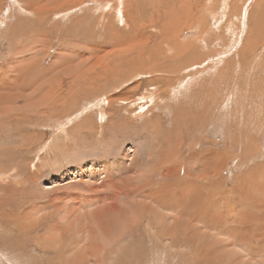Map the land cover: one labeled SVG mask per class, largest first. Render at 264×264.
<instances>
[{
    "label": "rangeland",
    "instance_id": "obj_1",
    "mask_svg": "<svg viewBox=\"0 0 264 264\" xmlns=\"http://www.w3.org/2000/svg\"><path fill=\"white\" fill-rule=\"evenodd\" d=\"M34 1L0 0V264H264V0L249 31L238 0L222 23L219 0H123L126 24L118 0H46L74 12L41 19ZM174 6L180 16L152 15ZM236 82L248 95L238 131L228 119L231 135H214L207 122ZM90 160L104 167L89 179L62 174Z\"/></svg>",
    "mask_w": 264,
    "mask_h": 264
},
{
    "label": "bare ground",
    "instance_id": "obj_2",
    "mask_svg": "<svg viewBox=\"0 0 264 264\" xmlns=\"http://www.w3.org/2000/svg\"><path fill=\"white\" fill-rule=\"evenodd\" d=\"M32 0H29V2H31ZM41 0H37L35 3H32L31 5L32 6H35L36 8H37V10H38V19H41V18H45V16H44V14L45 13H50V12H54L55 14L54 15H58V16H60V18L61 17H63V16H66V15H68V14H70V13H72V10L73 9H71V10H66L64 13H60V15L59 14H57L56 13V11H57V7H52V6H47V1L46 0H42L43 2L45 1V3H43L42 4V2H40ZM53 1H56V0H53ZM60 1V2H59ZM58 1V3L59 4H57V5H59L60 7H64L63 5L64 4H72V3H70L71 2V0L69 1V0H59ZM83 1V0H82ZM91 1V0H90ZM96 1H99V0H96ZM212 1V0H211ZM233 1V0H232ZM238 1H241V5L244 3V5L246 4V6L244 7V9H243V11L240 13L239 12V14L240 15H238L237 14V12L235 13V12H233L234 14H236V16H239V18L240 17H243V20L241 21V25H243L244 27H246L247 26V29H248V26L249 25H246L245 26V20H246V18L248 19V13H250V12H248L249 11V9H250V5H252L251 4V1L252 0H238ZM75 2V1H74ZM81 2V1H80ZM119 4H117V6H116V9H115V11H116V15H117V17L119 18V20L122 22V23H124V24H126V20H125V18L127 17V15H126V11H122L121 10V3L123 2V0H118L117 1ZM116 2V3H117ZM185 2V1H184ZM187 2V1H186ZM185 2V3H186ZM219 2L221 3V7H218L215 11L213 10V12H212V9L210 10V12L212 13L211 14V16L214 18H217V16H218V18L220 19V21H221V23L223 22L222 21V17H224V16H226V10L227 9H229V8H227V7H229V0H219ZM218 2V3H219ZM236 2V0L234 1V3ZM255 2V1H254ZM258 2V1H257ZM18 6H20L21 5V3H20V0H18V2H15ZM115 3V4H116ZM182 3V5H181V7H183V6H185V4L183 5V1L182 2H180V4ZM188 3V2H187ZM190 3V2H189ZM194 3V2H193ZM192 3V4H193ZM259 3V2H258ZM77 4H79L78 2H77ZM114 4V5H115ZM179 4V5H180ZM191 4V3H190ZM212 4V3H211ZM254 4V3H253ZM30 5V7H32ZM54 5V4H53ZM103 5V4H102ZM102 5H101V7H102ZM195 5V4H194ZM213 5V4H212ZM214 5H216V4H214ZM213 5V6H214ZM234 5V4H233ZM232 5V6H233ZM235 5H237L236 3H235ZM238 5H240V3H238ZM240 5V6H241ZM243 5V6H244ZM262 6L264 5V3H262L261 4ZM77 6V5H76ZM75 6V7H76ZM111 6V0H107V1H105V5H104V8H106V7H110ZM202 6V5H201ZM201 6H200V8H201ZM211 5H209V7H210ZM154 7V6H153ZM156 7V6H155ZM217 7V6H216ZM234 7V6H233ZM74 8V7H73ZM104 8H102V9H104ZM185 8H187V6L185 7ZM199 8V9H200ZM220 8V9H219ZM253 8V7H252ZM257 8V7H256ZM262 8V7H261ZM189 9L190 8H188V12H189ZM204 9V8H203ZM180 10V9H179ZM201 10V9H200ZM235 10V9H234ZM264 10V9H263ZM263 10H262V12H263ZM104 11V10H103ZM73 12H74V10H73ZM177 12H178V9L177 8H175V6L174 7H171V9H169V11H166V10H163V9H161V12H160V10L159 9H157V11H152V15L153 16H157L158 18L159 17H161V16H168L169 15V17H172L173 18V16L174 15H176V16H178L177 15ZM191 12H192V10H191ZM191 12L189 13V14H191ZM197 12H198V9H197ZM201 12H202V10H201ZM205 12H206V10H205ZM253 12H254V10H253ZM255 12H256V10H255ZM261 12V13H262ZM47 13V14H48ZM184 13V12H183ZM229 13V12H228ZM231 14H233L232 12H230ZM229 13V14H230ZM259 13V12H258ZM264 13V12H263ZM188 14V15H189ZM193 14V13H192ZM191 14V15H192ZM209 14V13H208ZM253 14V13H252ZM251 14V15H252ZM151 15V16H152ZM191 15H189V16H191ZM194 15V14H193ZM192 15V16H193ZM198 15V14H197ZM204 15V14H203ZM210 15V14H209ZM246 15H247V17H246ZM47 16V15H46ZM180 16V15H179ZM196 16V15H195ZM200 16V15H199ZM235 16V17H236ZM254 16V15H253ZM55 17V16H54ZM136 17V16H135ZM186 17H188L187 16V14H186ZM210 17V16H209ZM234 17V16H233ZM234 17V20L236 19ZM256 17V16H255ZM151 18V20L153 21L154 19L152 18V17H150ZM168 18V17H167ZM181 18V17H180ZM225 18V17H224ZM232 18V17H231ZM230 18V19H231ZM184 19V18H183ZM196 19H197V17H196ZM207 19V18H206ZM245 19V20H244ZM253 19V18H252ZM256 19V18H255ZM254 19V20H255ZM18 20V19H17ZM168 20V19H167ZM177 20V19H176ZM187 20H189V19H187ZM205 20V19H204ZM217 20V19H216ZM216 20H215V22H216ZM225 20H229V18L228 19H226L225 18ZM253 20V21H254ZM170 21V20H169ZM171 21H173V19L171 20ZM170 21V22H171ZM178 21V20H177ZM190 22L192 21V19L191 20H189ZM199 21V20H198ZM214 21V20H213ZM230 21H232V20H230ZM229 21V22H230ZM239 21V22H240ZM251 21V20H250ZM250 21L248 22V24L250 23ZM205 22V21H204ZM211 22V21H210ZM209 22V23H210ZM8 23V22H7ZM173 23H175L174 21H173ZM183 23H184V21H183ZM187 23L189 24V22L187 21ZM186 23V24H187ZM219 23V22H218ZM221 23H219V24H221ZM235 23V22H234ZM237 23V22H236ZM154 24V23H153ZM167 24H169V23H167ZM177 24H178V22H177ZM181 24V23H180ZM185 24V23H184ZM185 24V25H186ZM190 24H192V23H190ZM188 25V28H187V30H189V31H192V29L191 28H196V29H199V27H193V26H191V25ZM203 24H206V23H203ZM218 24V25H219ZM257 24V23H256ZM14 25V24H13ZM135 25H136V23H135ZM145 24L143 23V26H144ZM165 25V24H164ZM170 25H171V23H170ZM183 25V24H182ZM184 25V26H185ZM255 25V24H254ZM258 25L260 26V24H257L256 26L258 27ZM10 26V25H9ZM142 26V25H141ZM203 26H205V25H203ZM217 26V25H216ZM215 26V27H216ZM251 26V25H250ZM133 27V26H132ZM167 27H168V25H167ZM177 27H178V25H177ZM135 28V27H134ZM162 28V27H161ZM164 28H166V26H164ZM173 28V27H172ZM172 28H170V30L167 28L166 30H167V33H168V37L166 36V40L168 41H166V43H170L171 44V47H173V48H176V49H180V50H175L176 51V55H178V53L177 52H179L180 51V53H179V55L180 54H182V53H186L187 51H188V48L190 47V45H187V46H182V45H180L179 44V41H178V39H180V38H178V34H176V33H174V32H172L173 30H172ZM252 28V27H251ZM254 28H256V27H254ZM264 28V27H263ZM135 29H138V27L137 28H135ZM139 29L141 30V28H140V24H139ZM186 29V28H185ZM233 29V28H232ZM258 29V28H257ZM175 30V29H174ZM178 30V29H177ZM204 30V29H203ZM244 30V29H243ZM240 31V30H239ZM247 31V30H246ZM248 31H249V29H248ZM253 31H254V29H253ZM6 32V31H5ZM137 32V31H136ZM140 32V31H139ZM169 32H171V33H169ZM193 32V31H192ZM205 32V31H204ZM237 32V31H236ZM202 33V32H201ZM214 33V32H213ZM238 34H239V32H237ZM253 33H256V32H253ZM252 33V34H253ZM261 33H262V31H261ZM180 34V33H179ZM192 34V33H191ZM216 34V33H215ZM234 34V33H233ZM258 34V33H257ZM256 34V35H257ZM199 35V34H198ZM203 36V35H202ZM235 36H236V34H235ZM258 36V35H257ZM228 37V36H227ZM230 37V36H229ZM237 38H240L241 37V35L239 34L238 36H236ZM235 37V38H236ZM247 37H248V35H247ZM251 37H253V36H251ZM147 38H149V37H147ZM234 38V39H235ZM236 38V39H237ZM245 38H246V36H245ZM250 38V37H249ZM264 38V37H263ZM262 38V39H263ZM203 40H205V38H202ZM233 39V38H232ZM235 39V40H236ZM241 40H242V38H240ZM255 39H256V37H255ZM140 40V39H139ZM202 40V41H203ZM234 40V41H235ZM246 40V39H245ZM251 40V39H250ZM136 41H138V40H136ZM201 41V42H202ZM243 41V40H242ZM260 41H261V39H260ZM190 42H192V40L190 41ZM212 42V41H211ZM240 42V41H239ZM238 42V43H239ZM254 42V41H253ZM203 43V42H202ZM201 43V44H202ZM233 43V42H232ZM248 43V42H247ZM259 43V42H258ZM230 44V43H229ZM263 44V48H264V43H262ZM216 45V44H215ZM239 45V44H238ZM243 45V44H242ZM252 45V44H251ZM251 45H250V47H248V48H252L251 47ZM192 46H193V44H192ZM194 46H196V45H194ZM193 46V47H194ZM253 46V45H252ZM260 46H262V45H260ZM193 47H191V48H193ZM223 48H224V46H223ZM235 48H237V47H235ZM240 49V48H239ZM243 49H245L244 47H243ZM242 49V50H243ZM247 49V48H246ZM245 49V50H246ZM253 49V52H254V49L255 48H252ZM235 50V49H234ZM191 52V51H190ZM240 52H242V51H240ZM244 52V51H243ZM247 52V51H246ZM188 53V52H187ZM262 53H264V52H262ZM191 54V53H190ZM223 54V53H222ZM228 54V53H227ZM239 54V53H238ZM244 54H245V52L244 53H242V58L244 59ZM248 54V53H247ZM251 53H249L248 54V56H251L250 55ZM127 55V54H126ZM172 55H175V54H172ZM260 55V54H259ZM259 55H257V56H259ZM215 56V55H214ZM237 56V55H236ZM264 56V55H263ZM171 57H173V56H171ZM218 58L217 59H219V60H223L222 59V57L224 58V56H222V55H218L217 56ZM262 57V56H261ZM204 59H206V57L204 58ZM216 59V60H217ZM250 59L251 58H247V57H245V61H247V67H248V70L249 69H251L252 68V61H250ZM171 60H173V59H171ZM207 60V59H206ZM216 60H214V59H212L211 58V62H213V64H208L206 67H207V70H208V67H209V69H210V71L211 72H213V74L212 75H214V73L217 75V72H219V68L220 67H218L217 66V64H216V62H218V61H216ZM258 60V59H257ZM60 61V60H59ZM203 61V60H202ZM235 61H237V60H235ZM243 61V60H242ZM200 62V61H199ZM222 62H224V61H222ZM239 60L237 61V65H236V68L238 67V68H240V66H239ZM59 63V62H58ZM106 63V62H105ZM210 63V62H209ZM243 63V62H242ZM192 64H194V62H192L190 65H192ZM248 64H251V67H249V65ZM197 65V64H196ZM199 65V64H198ZM245 66V65H244ZM149 67V66H148ZM156 67V66H155ZM172 67V66H171ZM243 67V66H242ZM96 68V67H95ZM235 68V69H236ZM153 69V68H152ZM151 70V69H150ZM229 70H231L230 68H229ZM222 70H220V72H221ZM124 72V71H123ZM138 74V73H137ZM106 75V74H105ZM242 75V74H241ZM98 76V75H97ZM99 77V76H98ZM45 78H46V76H45ZM38 79V78H37ZM38 81V80H37ZM186 85H188V87L189 88H191V86H189V84L187 83ZM191 85V84H190ZM174 87H176V86H174ZM188 87H186L185 86V88H188ZM43 88V87H42ZM179 88H181V87H179ZM44 89V88H43ZM46 89V88H45ZM243 89H245L244 87H243ZM247 89H249V88H247ZM166 90V89H165ZM164 90V91H165ZM173 90H175L174 88H173ZM53 91V90H52ZM190 91V90H189ZM245 91V90H244ZM38 92V91H37ZM160 92V91H159ZM170 92V91H169ZM243 91H242V87H241V85H239V83L238 82H236V83H233L232 85H229L228 86V88L225 90V92H224V94H223V96H222V99L221 100H219L220 102H221V105L220 106H222L221 107V109H218V111L220 110V113H219V115L217 114V117L215 118H212V120L210 121V120H208V121H210V122H207L208 124V130H210V131H212V133L214 134V135H219V134H223L224 132H225V134H226V136H230L231 135V130H230V128L231 127H229V125H227L226 124V120H228V119H230V122L232 121V119H234V120H236V122H237V124H238V126L236 127V130L238 131V127H239V124H240V118H241V114H243V110H242V107H241V105L244 103V102H246L247 101V97H248V95H243ZM53 94H55V93H53ZM52 94V95H53ZM35 95V94H34ZM39 95H41V94H39ZM84 95V94H83ZM32 97V96H31ZM96 97H98V96H96ZM149 97V96H148ZM29 98V97H28ZM35 98V97H34ZM87 98V97H86ZM152 98V97H151ZM55 99V98H54ZM142 99V98H141ZM30 100V99H29ZM31 100H32V98H31ZM39 100V99H38ZM49 100V99H48ZM47 101V100H46ZM45 101V102H46ZM57 101V100H56ZM33 102H34V100H33ZM36 102V101H35ZM40 102H43V101H41L40 100ZM78 102V101H77ZM151 102V101H150ZM220 102H219V104H220ZM46 103H48V102H46ZM54 103V102H53ZM28 104H30V103H28ZM36 104V103H35ZM41 104V103H40ZM76 104V103H75ZM218 104V105H219ZM37 105V104H36ZM32 106V105H31ZM41 106V105H40ZM82 106V105H81ZM79 109V108H78ZM216 109V110H217ZM244 109H247V106L246 107H244ZM100 110V120H102V119H104V113H103V111L101 110V109H99ZM233 110H235L236 111V113H235V115H232V111ZM39 111H41V110H39ZM108 112V111H107ZM215 112V111H214ZM213 112V113H214ZM217 112V111H216ZM99 113V112H98ZM205 113V112H204ZM63 114H65V113H63ZM208 115V114H207ZM71 116V115H70ZM206 116V115H205ZM19 117H20V115H19ZM209 117V116H208ZM207 118V117H206ZM226 118V119H225ZM18 120V119H17ZM119 121H121V120H119ZM111 122V121H110ZM224 124V125H223ZM7 125H9V124H7ZM204 126V125H203ZM205 127V126H204ZM206 127V128H207ZM62 129H63V127H62ZM10 130V129H9ZM24 130V129H23ZM205 130V129H204ZM19 131V130H18ZM227 131V132H226ZM10 132V131H9ZM14 132V131H13ZM264 132V131H263ZM262 132V133H263ZM242 133V132H241ZM28 134V133H27ZM241 136H244L243 135V133L242 134H240ZM10 136V135H9ZM21 138V137H20ZM241 138V137H240ZM239 138V139H240ZM33 139V138H32ZM238 139V138H237ZM248 139V138H247ZM9 140V139H8ZM25 140V139H24ZM242 141H244L243 140V138L241 139ZM23 141V140H22ZM21 141V142H22ZM242 141H241V143H242ZM150 143V142H149ZM240 143V144H241ZM26 146V145H25ZM27 146H28V144H27ZM17 147V146H16ZM157 148V147H156ZM8 151V150H7ZM148 152V151H147ZM113 153V152H112ZM137 153V152H136ZM150 155V154H149ZM17 156V155H16ZM16 159H18V158H16ZM102 159V158H101ZM99 160V159H98ZM105 160H107V159H105ZM243 161V160H242ZM15 162V161H14ZM106 164V163H105ZM22 166V165H21ZM106 166V165H105ZM110 166H111V164H110ZM261 166V165H260ZM260 166H258L259 167V169H260ZM103 167H104V165L102 164V163H100V161H97V160H90V161H88V162H86V161H82V162H80V163H78V164H75V165H73V166H69V167H67L65 170H64V172L62 173V174H65L66 176L67 175H69L70 176V178H72V177H74V176H80V175H82L83 173H89L88 175H87V178H88V176L90 177L91 175H92V171H95V169H97V170H99L100 168L101 169H103ZM111 167H113V166H111ZM95 168V169H94ZM109 169V168H108ZM258 169V168H257ZM256 169V170H257ZM14 170V169H13ZM5 171V170H4ZM103 171V170H102ZM101 171V172H102ZM258 171V170H257ZM100 172V173H101ZM109 172V171H108ZM255 172V171H254ZM2 173V172H1ZM99 173V174H100ZM103 174V173H102ZM133 174V173H132ZM3 175V174H2ZM98 175V174H97ZM4 176V175H3ZM86 176V175H85ZM252 176H253V174H252ZM0 177H1V175H0ZM97 177V176H96ZM103 177V176H102ZM246 177V176H245ZM261 177V176H260ZM94 178V177H93ZM127 178V177H126ZM262 178V177H261ZM89 179V178H88ZM95 179V178H94ZM100 179H101V177H100ZM262 179H264V178H262ZM92 180V179H91ZM214 180V179H213ZM250 180V179H249ZM73 181V180H72ZM181 181V180H180ZM11 182V181H10ZM181 182H183V180L181 181ZM241 182V181H240ZM172 183V182H171ZM252 183V182H251ZM54 184V183H53ZM258 184V183H257ZM73 185V184H72ZM178 185V184H177ZM237 185V184H236ZM258 186H260V185H258ZM177 187V186H176ZM169 188V187H168ZM244 188V187H243ZM99 189V188H98ZM196 190V189H195ZM193 191V190H192ZM176 192H178V191H176ZM183 192V191H182ZM101 195V194H100ZM171 195V194H170ZM260 195H262V194H260ZM72 196V195H71ZM256 196V195H255ZM25 197V196H24ZM185 197H187L186 195H185ZM96 199V198H95ZM258 199V198H257ZM172 200V199H171ZM261 201H263V200H260V202ZM52 203V202H51ZM149 203V202H148ZM168 203V202H167ZM187 203V202H186ZM189 203V202H188ZM262 203H264V201L262 202ZM227 204V203H226ZM179 205V204H178ZM25 206H26V203H25ZM261 206V205H260ZM53 207V206H52ZM77 207V206H76ZM81 207V206H80ZM183 208H185V207H183ZM238 208V207H237ZM217 209V208H216ZM27 210V209H26ZM26 210H24V211H26ZM29 210V209H28ZM27 210V211H28ZM41 210V209H40ZM236 210V209H235ZM31 211V210H30ZM240 211V210H239ZM75 212V211H74ZM127 212V211H126ZM132 212V211H131ZM173 212V211H172ZM123 213V212H122ZM25 214H28L27 212L25 213ZM143 214V213H142ZM8 215V214H7ZM10 215H11V213H10ZM12 215H13V213H12ZM11 215V216H12ZM15 215H17V217H18V214L16 213ZM23 215H24V213H23ZM29 215V214H28ZM27 215V216H28ZM71 215V214H70ZM14 216V215H13ZM53 216V215H52ZM89 216V215H88ZM108 216V215H107ZM131 216V215H130ZM137 216V215H136ZM147 216V215H146ZM216 216V215H215ZM16 217V216H15ZM104 217V216H103ZM138 217V216H137ZM238 217V216H237ZM262 217H264V216H262ZM22 218V217H21ZM30 218V217H29ZM74 218V217H73ZM17 219H19V218H17ZM47 219V218H46ZM138 219V218H137ZM150 219V218H149ZM235 219V218H234ZM25 220H27V218L25 219ZM25 220H24V222H25ZM133 220H135L134 218H133ZM170 220V219H169ZM7 221V220H6ZM138 221V220H137ZM207 221V220H206ZM15 222V221H14ZM33 222V221H32ZM34 222H36V221H34ZM200 222V221H199ZM210 222V221H209ZM214 222V221H213ZM226 222V221H225ZM132 223V222H131ZM149 223V222H148ZM147 223V224H148ZM232 223V222H231ZM7 224V223H6ZM33 224V223H32ZM31 224V225H32ZM36 224V223H35ZM38 224V223H37ZM154 224V223H153ZM220 224H222V223H220ZM224 224V223H223ZM261 224H262V222H261ZM71 225V224H70ZM155 225V224H154ZM157 225H159V224H157ZM41 226V225H40ZM115 226V225H114ZM163 226V225H162ZM228 226V225H227ZM231 226V225H230ZM263 226V225H262ZM30 227V226H29ZM133 227V226H132ZM206 228V227H205ZM224 228V227H223ZM229 228H231V227H229ZM24 229H26L27 230V228H24ZM125 229V228H124ZM127 229V228H126ZM211 229V228H210ZM37 231V230H36ZM165 231V230H164ZM54 233V232H53ZM214 233V232H213ZM248 233V232H247ZM11 234V233H10ZM245 235V234H244ZM97 236V235H96ZM82 237V236H81ZM126 237H127V235H126ZM167 237H168V235H167ZM250 237V236H249ZM258 237V236H257ZM8 238V237H7ZM129 238V237H128ZM229 238V237H228ZM98 239V238H97ZM127 239V238H126ZM258 239V238H257ZM256 239V240H257ZM33 240V239H32ZM66 240V239H65ZM23 241V240H22ZM240 241V240H239ZM27 242V241H26ZM232 242V241H231ZM221 243V242H220ZM45 244V243H44ZM124 244V243H123ZM236 244V243H235ZM93 245V244H92ZM244 246V245H243ZM6 247V246H5ZM59 247V246H58ZM264 248V247H263ZM3 249H4V247H3ZM204 249V248H203ZM246 248H244V251H245V253L246 254H248L247 252L248 251H246L245 250ZM256 250H258V249H256ZM256 250H253V251H256ZM11 251V250H10ZM13 251V250H12ZM250 251H252V250H250ZM237 252V251H236ZM257 252V251H256ZM7 253V252H6ZM18 253V252H17ZM26 253V252H25ZM96 253V252H95ZM262 254V253H261ZM16 255V254H15ZM249 255H251V254H249ZM252 255H254L255 256V253L254 254H252ZM258 255V254H257ZM7 256V255H6ZM9 256V255H8ZM12 256V255H11ZM262 256H263V254H262ZM36 257V256H35ZM247 257H249L248 255H247ZM258 257V256H257ZM6 258V257H5ZM15 258V257H14ZM254 258V257H253ZM115 259V258H114ZM252 259V258H251ZM10 260V259H9ZM79 260V259H78ZM4 261V260H3ZM11 262V261H10ZM249 262V261H248ZM15 262H11V263H9L8 262V264H14ZM248 264V263H247Z\"/></svg>",
    "mask_w": 264,
    "mask_h": 264
}]
</instances>
